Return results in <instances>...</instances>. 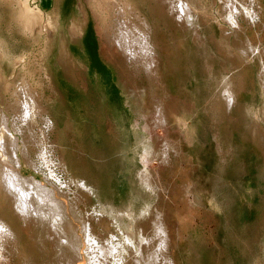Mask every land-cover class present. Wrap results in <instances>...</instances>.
Masks as SVG:
<instances>
[{
	"label": "rangeland",
	"instance_id": "374dc122",
	"mask_svg": "<svg viewBox=\"0 0 264 264\" xmlns=\"http://www.w3.org/2000/svg\"><path fill=\"white\" fill-rule=\"evenodd\" d=\"M118 1L151 78L109 42L114 4L30 0L28 28L0 0V137L26 197L0 184V264H128L158 212L171 264H264V0H182L185 24L177 0Z\"/></svg>",
	"mask_w": 264,
	"mask_h": 264
},
{
	"label": "bare ground",
	"instance_id": "6f19581e",
	"mask_svg": "<svg viewBox=\"0 0 264 264\" xmlns=\"http://www.w3.org/2000/svg\"><path fill=\"white\" fill-rule=\"evenodd\" d=\"M17 1L19 2V5L21 7L20 16L28 28L33 27L35 24L40 23V19L42 18L43 13L38 8L31 9L29 5L30 0H17ZM88 1H90V3L92 2L93 4H95L96 7L97 6L104 7L107 10L109 9V6L111 4H114V6L117 7L118 18L122 19L123 23H121L119 26L117 25L109 26V28L111 29V30L108 29V31L109 30L111 31L108 35L109 42L111 43L113 47L116 46L120 50V53L125 55L126 58L129 59L131 65H133L135 68H139L143 66V69L148 73V77L149 78L153 77L154 70L152 69V61L150 57L151 47L148 43V40L147 39L145 40L146 33H148L149 29L147 27L145 20L141 18V15H136V14L133 15L131 8L124 3H119L118 0H88ZM170 1L172 2L173 0H170ZM177 2H178L177 7L176 6L175 7L179 9V12H177L178 18H176V20L179 19L182 22L186 16L188 19L189 16L186 12H188L189 10L186 4L182 2V0H177ZM169 5L172 10L171 3ZM108 11H109V15L114 13L110 10ZM128 16H129V20H128ZM131 18L133 19L135 18L137 20V24H133V22L131 21ZM185 20L183 24H185ZM140 44L142 45L140 46ZM227 100L229 101V103L230 101H232L231 97H228ZM160 111H161V108H160ZM6 132L8 135L9 130L7 129ZM3 138L4 137H0V156H1L0 157L1 158L0 160V181L2 182L0 184H3V187L6 189L5 191H7V193H9L12 196L11 199L14 198V200L12 201H15L14 202L15 204L19 202L21 205L25 202L26 197L23 196L22 193L18 191L16 187L17 183H19V181H22L21 176L18 173V169H17V167H19V163L17 160L16 162L10 161V159L8 158L6 149L4 148L2 144L5 141ZM13 143H15L14 140H13ZM14 155H16V153H14ZM7 162H10V163H7ZM49 196H50V193H49ZM51 196L53 197L52 193H51ZM55 208L56 210L59 208L63 210L61 203L60 204L57 203L56 205H54V209ZM17 210L20 212L22 217H25L27 219L32 215H34V217H37L36 215L39 214L38 210H35V211L30 210V209H27L26 206L23 207L22 209H17ZM57 212H60V211L58 210ZM167 222L168 220L163 213L158 212L156 214V216L151 220V222L149 223V225L147 226L145 230V234H144L145 240H144L143 245L139 246V248L136 251H134V254L129 260L128 264H171V261L169 258L170 257L169 248H170L171 243H170V233L168 230ZM67 226L66 228L71 231L72 230L71 225H67ZM52 227L54 230H57L55 228L54 223H52ZM55 232L57 233V235H59L57 231ZM85 238L87 241L88 251L96 252L94 251L96 249L100 251L98 247L97 248L94 247L95 244L93 243V240L89 234L86 235ZM78 249H79V246L76 248V253ZM90 252L88 255L93 254V253L90 254ZM97 254H98V251H97ZM97 254L94 256V259L91 260L92 261L91 264H105L104 262H100V261L98 262V260L100 259L98 258Z\"/></svg>",
	"mask_w": 264,
	"mask_h": 264
}]
</instances>
